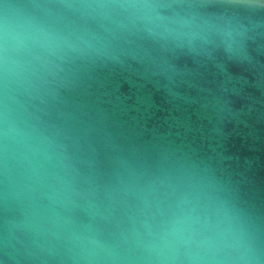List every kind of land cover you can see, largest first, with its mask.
<instances>
[{
  "label": "water",
  "instance_id": "obj_1",
  "mask_svg": "<svg viewBox=\"0 0 264 264\" xmlns=\"http://www.w3.org/2000/svg\"><path fill=\"white\" fill-rule=\"evenodd\" d=\"M0 264H264V0H0Z\"/></svg>",
  "mask_w": 264,
  "mask_h": 264
}]
</instances>
